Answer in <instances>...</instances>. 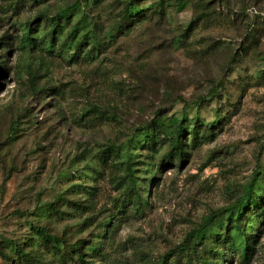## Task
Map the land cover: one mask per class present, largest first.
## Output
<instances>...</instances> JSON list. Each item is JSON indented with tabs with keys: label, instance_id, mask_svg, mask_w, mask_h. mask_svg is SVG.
Segmentation results:
<instances>
[{
	"label": "rangeland",
	"instance_id": "374dc122",
	"mask_svg": "<svg viewBox=\"0 0 264 264\" xmlns=\"http://www.w3.org/2000/svg\"><path fill=\"white\" fill-rule=\"evenodd\" d=\"M73 1L0 0V264L9 241L63 264L31 224L84 239V261L65 264H264V0H165L161 18L148 10L119 32L125 0L83 1L47 50L37 16ZM83 10L76 38H95L74 55L66 31ZM30 22L36 45L23 48ZM183 116L184 161L160 164L168 139L144 143L142 127L166 135ZM127 156L139 200L122 179ZM253 177L262 208L242 220L247 263L222 238L185 239L213 212L223 231Z\"/></svg>",
	"mask_w": 264,
	"mask_h": 264
},
{
	"label": "trees",
	"instance_id": "16d2710c",
	"mask_svg": "<svg viewBox=\"0 0 264 264\" xmlns=\"http://www.w3.org/2000/svg\"><path fill=\"white\" fill-rule=\"evenodd\" d=\"M84 1V2H83ZM96 2L97 0H92ZM176 3H183L185 0H175ZM82 2L89 6V0H74L73 2L65 5L64 7L58 8L56 12L51 16H37V19L46 20V23L49 25L48 30V41L44 46L47 50L53 46V39L55 38V34L57 31L63 29L65 23L69 22L71 14L81 9ZM142 0H125L121 10L118 12V19L115 21V31L119 32L127 27H129L134 21L137 19H141L147 16L148 13L159 15L161 18L164 14V5L165 0H154V4L148 6L146 9H143L139 3ZM167 3V2H166ZM150 10V12H146ZM82 18L79 20L80 22L74 23L67 31H66V39L71 43V47L73 48L74 55L80 51L81 46L85 43V40L88 38H95L94 35H90V30L84 32L82 37L76 38L79 33L78 29L81 27L83 21H85L86 12L82 11ZM61 22H64L61 24ZM30 28L28 31L23 34L19 38V46L20 47H33L35 46L36 39L31 36V26L32 23L28 24ZM32 90L37 92L42 88H38L36 86H32ZM44 89V88H43ZM50 89V88H49ZM185 117L183 116L181 120L174 123L173 127L169 131V134L164 135L165 131L162 123L153 122L150 124H146V127H142V142L147 144H152L154 139L162 136L165 137L168 142L167 151L162 155L160 164H173L176 160L179 166L184 161V145H185V128L184 121ZM192 138H195L194 132H189ZM209 136H212V133H208ZM140 140V139H139ZM114 151V150H113ZM112 153V150H102L100 158L104 160L105 156H109ZM114 154V153H113ZM124 175L122 179L126 181L128 184V189L132 192L134 198L139 200V193L135 186V176L133 174V169L131 168V162L129 160V156L126 157L124 163ZM256 177H253L249 182L247 188L239 196L233 204L229 207L224 208L226 212L225 218V228L223 231H217L211 227L210 222L212 218L216 215L217 212H213L206 217L203 218L201 223L191 231L186 234L185 239L191 237L195 239L196 242L203 240L210 235L215 239L222 238L224 241H229L234 249L240 252L239 258L242 262L247 263L249 259V253L251 250V242H248L250 235V231H247L244 228L242 220L245 218H251V221L256 219L259 222V214L262 208L261 200L262 196L253 194L254 181ZM67 203L72 204L76 208H80L79 201H71L66 200ZM249 211V213H247ZM247 213V215H246ZM108 223V221L106 222ZM252 224V223H251ZM217 225L221 227L222 223L217 222ZM31 229L34 231L36 236L38 237L39 244L41 245V249H44L45 252L49 251L55 257L58 262L65 264L67 260L72 261H80L83 262V257L85 253L83 252L84 239H77L74 241H68L64 238V236H59L57 234L50 233L46 226L43 225H30ZM254 237V236H253ZM252 237V238H253ZM250 238V239H252ZM5 258L9 261V264H46L44 260H42L37 253L33 252L31 248H25L24 245H20L18 243L9 241L8 242V250L6 253H3Z\"/></svg>",
	"mask_w": 264,
	"mask_h": 264
}]
</instances>
